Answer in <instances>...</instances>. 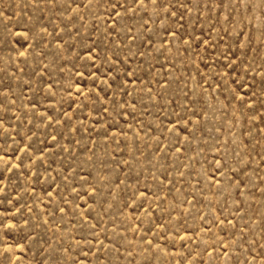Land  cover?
I'll return each mask as SVG.
<instances>
[{"label": "rangeland", "instance_id": "1", "mask_svg": "<svg viewBox=\"0 0 264 264\" xmlns=\"http://www.w3.org/2000/svg\"><path fill=\"white\" fill-rule=\"evenodd\" d=\"M0 264H264V0H0Z\"/></svg>", "mask_w": 264, "mask_h": 264}, {"label": "snow or ice", "instance_id": "2", "mask_svg": "<svg viewBox=\"0 0 264 264\" xmlns=\"http://www.w3.org/2000/svg\"><path fill=\"white\" fill-rule=\"evenodd\" d=\"M116 6H118V5H116ZM227 67L229 68V70H232L235 68V63L233 62V64L228 65ZM233 82L235 83V81H233ZM5 163H7V161H5Z\"/></svg>", "mask_w": 264, "mask_h": 264}]
</instances>
